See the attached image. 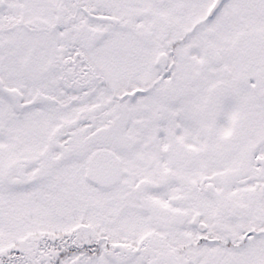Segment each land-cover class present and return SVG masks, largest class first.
I'll return each mask as SVG.
<instances>
[{
    "label": "snow or ice",
    "instance_id": "6c2138e0",
    "mask_svg": "<svg viewBox=\"0 0 264 264\" xmlns=\"http://www.w3.org/2000/svg\"><path fill=\"white\" fill-rule=\"evenodd\" d=\"M0 264H264V0H0Z\"/></svg>",
    "mask_w": 264,
    "mask_h": 264
}]
</instances>
